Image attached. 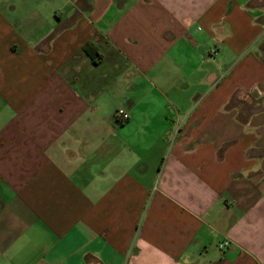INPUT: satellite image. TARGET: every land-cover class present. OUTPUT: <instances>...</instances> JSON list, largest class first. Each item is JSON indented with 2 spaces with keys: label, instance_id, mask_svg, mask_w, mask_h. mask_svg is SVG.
Segmentation results:
<instances>
[{
  "label": "crops",
  "instance_id": "1",
  "mask_svg": "<svg viewBox=\"0 0 264 264\" xmlns=\"http://www.w3.org/2000/svg\"><path fill=\"white\" fill-rule=\"evenodd\" d=\"M0 264H264V0H0Z\"/></svg>",
  "mask_w": 264,
  "mask_h": 264
},
{
  "label": "built area",
  "instance_id": "2",
  "mask_svg": "<svg viewBox=\"0 0 264 264\" xmlns=\"http://www.w3.org/2000/svg\"><path fill=\"white\" fill-rule=\"evenodd\" d=\"M117 117L121 123H124V122L129 120V115L123 109H119L117 111ZM228 246H229V242L226 241V242H223L222 244H220L219 248L224 249Z\"/></svg>",
  "mask_w": 264,
  "mask_h": 264
}]
</instances>
